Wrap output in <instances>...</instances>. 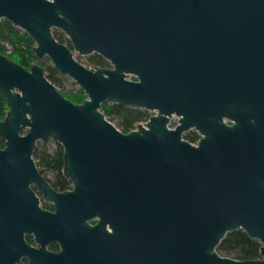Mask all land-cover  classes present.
Instances as JSON below:
<instances>
[{
  "label": "water",
  "instance_id": "obj_1",
  "mask_svg": "<svg viewBox=\"0 0 264 264\" xmlns=\"http://www.w3.org/2000/svg\"><path fill=\"white\" fill-rule=\"evenodd\" d=\"M0 16L85 94L0 52V264H264V0H0ZM106 98L153 112L119 128ZM41 136L70 186L38 169ZM237 227L259 256L217 251Z\"/></svg>",
  "mask_w": 264,
  "mask_h": 264
},
{
  "label": "trees",
  "instance_id": "obj_2",
  "mask_svg": "<svg viewBox=\"0 0 264 264\" xmlns=\"http://www.w3.org/2000/svg\"><path fill=\"white\" fill-rule=\"evenodd\" d=\"M53 35L71 47L68 37L62 30L53 26ZM33 39L19 26L13 24L8 18L0 16V52L28 66L32 62H39L44 68L50 80L55 86L65 93L72 100L81 99L85 94L77 86L74 90L64 91L61 89V72H58L46 55L37 57L33 52ZM79 53L75 58L79 59ZM85 64H106V58L96 51L84 54ZM80 60V59H79ZM131 75V74H130ZM7 105L2 91L0 90V117L4 115ZM101 111L119 128H128L150 114L147 108L126 104L122 101L106 98L100 101ZM182 135L195 139L197 133L194 129H187ZM3 137L0 136V144H3ZM52 141V143H51ZM31 155L40 170L41 174L52 184H66L70 186L71 180L62 172V147L61 144L49 136L37 138ZM36 187L35 184H33ZM37 190V189H36ZM40 193V190H37ZM41 204L52 206V204L40 198ZM27 241L32 240L30 234H24ZM57 245L55 240L47 242L48 248ZM260 241L249 236L241 227L227 230L216 244V249L221 254L230 256H259ZM17 264H28L27 258L22 256Z\"/></svg>",
  "mask_w": 264,
  "mask_h": 264
},
{
  "label": "rangeland",
  "instance_id": "obj_3",
  "mask_svg": "<svg viewBox=\"0 0 264 264\" xmlns=\"http://www.w3.org/2000/svg\"><path fill=\"white\" fill-rule=\"evenodd\" d=\"M75 53H77L76 51H73V55H74V57H75ZM80 54V53H79ZM43 56V55H42ZM78 58L80 59V61L81 62H84L85 63V56H84V54H80L79 56H78ZM78 59V60H79ZM63 75L61 76V81H62V85L60 86L61 87V89L62 90H64V91H67V90H74L77 86H78V84L75 82V80H73L69 75H67V74H65V73H62ZM128 75H130V74H128ZM149 110V112L150 113H152L153 112V110L152 109H148ZM170 117H172L173 118V115H170L169 116V118ZM174 119H175V117H174ZM176 120H177V118H176ZM138 122H136V124H137ZM144 123V122H143ZM51 143H52V141H51ZM38 195H39V199L40 198H42L41 197V193H38Z\"/></svg>",
  "mask_w": 264,
  "mask_h": 264
},
{
  "label": "built area",
  "instance_id": "obj_4",
  "mask_svg": "<svg viewBox=\"0 0 264 264\" xmlns=\"http://www.w3.org/2000/svg\"><path fill=\"white\" fill-rule=\"evenodd\" d=\"M83 63H84V62H83ZM172 115H173V118L170 117L168 121L176 122L177 115H175V114H172ZM147 117H148V116H146L145 118H143L142 120H140V121H138V122H139V123H143V122H145V120L147 119ZM174 117H175V119H174ZM135 124H136V123H135ZM135 124H134V125H135ZM195 140H196V138L193 139V141H195Z\"/></svg>",
  "mask_w": 264,
  "mask_h": 264
},
{
  "label": "flooded vegetation",
  "instance_id": "obj_5",
  "mask_svg": "<svg viewBox=\"0 0 264 264\" xmlns=\"http://www.w3.org/2000/svg\"><path fill=\"white\" fill-rule=\"evenodd\" d=\"M172 114H174V113H172ZM172 114H171V115H172ZM190 128H191V129H194V130L196 131V133H197L196 138H197V137L199 136V132H198L194 127H192V126L188 127L187 129H190ZM187 129H184L183 131H185V130H187ZM36 189H37V190H40L37 186H36ZM40 193H41V192H40Z\"/></svg>",
  "mask_w": 264,
  "mask_h": 264
}]
</instances>
